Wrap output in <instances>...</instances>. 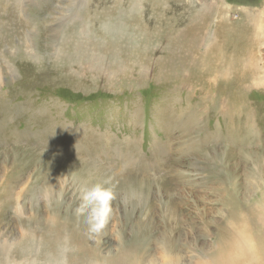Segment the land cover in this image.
Returning a JSON list of instances; mask_svg holds the SVG:
<instances>
[{
	"label": "rangeland",
	"instance_id": "1",
	"mask_svg": "<svg viewBox=\"0 0 264 264\" xmlns=\"http://www.w3.org/2000/svg\"><path fill=\"white\" fill-rule=\"evenodd\" d=\"M15 2L0 0V261L211 264L264 208V0ZM97 182L115 196L90 238L74 209Z\"/></svg>",
	"mask_w": 264,
	"mask_h": 264
},
{
	"label": "bare ground",
	"instance_id": "2",
	"mask_svg": "<svg viewBox=\"0 0 264 264\" xmlns=\"http://www.w3.org/2000/svg\"><path fill=\"white\" fill-rule=\"evenodd\" d=\"M9 1L10 2L16 1L15 5L18 8L15 9L16 12H18L17 10H19L21 14H25V11L22 8L21 0H9ZM20 9L22 10L20 11ZM22 16L26 17L27 20L28 18L27 16L24 15ZM127 22L130 23L129 20ZM27 37L30 43L31 41L30 36ZM115 64H117V60H115ZM97 69H99V67ZM241 216L242 217L239 218L238 226L228 228L229 232L227 233V237L225 238L223 236L225 239L221 241L216 252L211 254H208V252L205 254L204 252V255L210 258L208 259L211 261V264H264V208L261 210L259 208H251V210H249V213H245ZM230 224L232 225V223ZM198 262H200V259ZM6 263H9V260L7 262L0 261V264H6ZM165 263L170 264L168 261H165ZM177 263L178 262H173L172 264H177ZM12 264H23V261L12 262ZM200 264H205V263L200 262Z\"/></svg>",
	"mask_w": 264,
	"mask_h": 264
},
{
	"label": "clouds",
	"instance_id": "3",
	"mask_svg": "<svg viewBox=\"0 0 264 264\" xmlns=\"http://www.w3.org/2000/svg\"><path fill=\"white\" fill-rule=\"evenodd\" d=\"M115 193L105 182L81 186L79 203L74 209V216L87 226V233L91 237L102 234L108 225L112 208L111 202Z\"/></svg>",
	"mask_w": 264,
	"mask_h": 264
}]
</instances>
